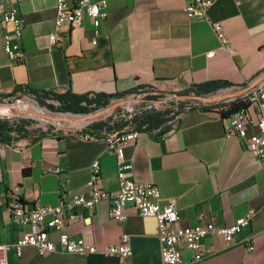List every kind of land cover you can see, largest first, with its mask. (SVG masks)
<instances>
[{
  "label": "crops",
  "instance_id": "1",
  "mask_svg": "<svg viewBox=\"0 0 264 264\" xmlns=\"http://www.w3.org/2000/svg\"><path fill=\"white\" fill-rule=\"evenodd\" d=\"M190 1L105 0L107 17L98 26L88 16L79 27L64 25L61 46L51 47L55 0H6L0 6V101L18 96L24 87L56 93L127 92L126 97L152 90L165 96L210 80L232 84L216 93L222 94L261 75L264 0H214L205 19L193 20L183 10ZM11 5L23 21L24 55L16 63L2 49L3 33L11 29L3 24L2 13ZM210 51L214 54L207 57ZM232 99L207 106L189 103L164 133L141 130L123 149L124 160L132 164V180L156 184L162 198L175 200V227L206 222L221 227L253 212L232 244L215 234L203 238L200 261L191 262L192 252L180 245L183 264H264V162L243 140L224 136L227 114L222 112ZM95 159L101 188L116 191L117 159L101 135L86 138L82 130L62 131L0 143V245L9 246L7 264H162L155 218L127 206L126 220H111L107 199L92 211L77 208L73 221L61 230L49 229L48 235L57 245L64 235L101 248L128 234L129 258L60 250L39 256L32 246H23L17 256L13 244L32 227L9 220L8 202L18 198L26 207L54 205L62 182H67L69 195L89 197L86 182Z\"/></svg>",
  "mask_w": 264,
  "mask_h": 264
},
{
  "label": "built area",
  "instance_id": "2",
  "mask_svg": "<svg viewBox=\"0 0 264 264\" xmlns=\"http://www.w3.org/2000/svg\"><path fill=\"white\" fill-rule=\"evenodd\" d=\"M6 0H0V6ZM214 0H191L183 10L188 19H205L207 10ZM105 0H55L54 19L52 31L50 32L49 44L51 47L61 46L62 28L64 25L70 28L82 25L85 16H88L94 26H98L101 19L107 17L104 11ZM2 22L5 26L10 25L11 29L6 30L2 37V49L11 63L23 59L21 44L23 21L20 18L17 8L11 5L2 13ZM214 31L220 35V26L212 24ZM96 40L92 41L95 44ZM214 52L206 53L207 57L213 56ZM140 92L135 95H157L158 92ZM176 98V94H172ZM246 103L237 110L227 114L224 125V136L226 138H237L243 140L247 149L253 153L261 162H264V81L257 84L247 93L239 97ZM232 99L229 102H232ZM228 102V103H229ZM190 104L185 102L174 108L171 112L172 123H176L183 110L189 109ZM124 107V106H123ZM159 108L150 104L146 109ZM136 113V112H135ZM134 114V113H133ZM133 114L125 115L114 111L110 114L111 123L121 117H130ZM248 130H251L248 133ZM139 130L129 126L112 128L103 131L102 137L106 149L115 154L117 159L118 187L114 192H107L101 188L100 163L93 160L89 168V178L86 186L90 196L69 195L67 182H62L58 187L59 198L54 205H32L26 207L18 198L11 199L7 204V213L11 222L19 225H30L32 230L23 233L13 244L17 256L21 255L23 246H32L39 256L54 253L58 250L67 253L87 256L93 253H101L106 256H118L129 258L132 249L129 243L128 234H123L118 244H110L98 248L87 244L82 238H67L62 235L57 245L49 235V229L61 230L65 223L73 221L77 217V208H86L92 211L101 200L110 201L108 216L111 220L123 222L127 219L125 209L131 206L140 216L154 217L157 223L156 237L159 240L160 256L162 264H183L180 245L192 252L191 262L203 259L201 240L209 234H215L223 238L225 243L232 244L234 236L249 224L253 215L252 211L246 212L233 224L216 227L210 222L195 224L193 226L175 227L179 221L178 207L173 198H162L160 189L153 183H139L130 178L132 164L124 160V147L134 142ZM86 138L96 137L84 134ZM8 245H0V264L6 263V252ZM254 249L253 244H248V250Z\"/></svg>",
  "mask_w": 264,
  "mask_h": 264
},
{
  "label": "trees",
  "instance_id": "3",
  "mask_svg": "<svg viewBox=\"0 0 264 264\" xmlns=\"http://www.w3.org/2000/svg\"><path fill=\"white\" fill-rule=\"evenodd\" d=\"M232 84L222 80H210L203 83L195 84L189 89L176 93V95L194 94L197 96L210 95L218 90L231 87ZM151 92V91H142ZM139 93V92H138ZM137 93V94H138ZM127 92H92V93H73L70 91L63 93H56L51 91L33 90L27 87L19 90V95L32 96L40 105L47 107L51 112L71 113V114H88L99 109H102L110 104L112 100L124 98L128 95ZM18 95V96H19ZM158 95L148 94L147 99H157ZM55 101L58 105L52 103ZM246 106V103L236 98L227 104L225 112L229 114L234 110ZM171 108H151L140 112H136L130 117H121L117 121L111 123V117L89 124L84 130L83 134H90L94 136L102 135L103 131L111 130L112 128H121L129 126L136 130H152L158 129L159 134L167 130L168 122L171 119ZM33 120L27 118H20L18 120L10 121L8 119H0V143H13L21 138H28L36 140L46 134L62 133V131H46L34 134L28 130Z\"/></svg>",
  "mask_w": 264,
  "mask_h": 264
},
{
  "label": "rangeland",
  "instance_id": "4",
  "mask_svg": "<svg viewBox=\"0 0 264 264\" xmlns=\"http://www.w3.org/2000/svg\"><path fill=\"white\" fill-rule=\"evenodd\" d=\"M216 93L217 92L210 94V95H201V96L209 97V96L215 95ZM157 95L159 96V98L157 99H147V96H148L147 94L144 96L135 95V96H128V97L121 98V99H137V102L127 103L123 105L124 107L118 106L114 111L119 112V114H125L127 116L129 114H133L135 112H140V111L145 110V107L149 106L150 104H155V106L159 108H171L172 110H174V108L176 107H178L179 109V106L181 104H184L185 102L187 103L197 102L198 103V101L179 100V99H176L174 96H170L169 94L165 96L163 94H157ZM236 98L238 97H235L233 99H236ZM118 100L120 99L112 100L110 104L113 102H117ZM52 103H54L55 105H58V103L55 101H52ZM28 108H31L32 110H34L35 112L37 111L38 113H45V114L53 113V114H58V116H70V115H67V113L51 112L47 107L40 105L32 96L19 95L9 100L0 101V119H8L11 122L14 120H18L20 118L31 119L33 121L31 122L30 126H28V130L33 132L35 135L39 134L40 132H46V131H51V130L53 132L57 131L56 124L51 119L42 118L39 115L30 113V112L18 113L19 111L27 110ZM109 116H106L103 119L108 118ZM83 121H85L84 118H82L81 120L70 119L67 122H65V124L72 125V124L83 122ZM89 124L84 125V127L82 126L83 127L82 130H84Z\"/></svg>",
  "mask_w": 264,
  "mask_h": 264
},
{
  "label": "water",
  "instance_id": "5",
  "mask_svg": "<svg viewBox=\"0 0 264 264\" xmlns=\"http://www.w3.org/2000/svg\"><path fill=\"white\" fill-rule=\"evenodd\" d=\"M263 80H264V72L261 75H259L258 77H256L253 81H251L246 86L239 88V89H236V90L224 92L222 94H215V95L209 96V97L197 96V95H193V94L176 95V99L188 100V101H198L201 104L207 106V105L214 104L216 102H219L221 100H225L228 98L239 97V96L247 93L250 89H252L254 86L259 84ZM135 102H137V99H120L117 102H113V103L109 104L108 106H106L102 109H99V110L94 111L92 113L83 114V115L67 113V115H70V116H58V114H53V113H51V114L38 113V112L35 113L32 110H22V111H19L18 113L30 112L33 114H37L40 117L43 116L42 118H48V119H51L52 121L57 120V121H60L63 123L67 122L70 119L81 120L82 118H84L85 120H88L84 124V125H87L91 122L103 120L104 117L112 114L118 106H123L127 103H135ZM75 115H77V116H75ZM84 125H82V126L84 127ZM82 126L81 127H78V126L71 127V126H66L64 124L63 125H60V124L57 125L56 124V130L63 131V132L81 131L83 128Z\"/></svg>",
  "mask_w": 264,
  "mask_h": 264
},
{
  "label": "bare ground",
  "instance_id": "6",
  "mask_svg": "<svg viewBox=\"0 0 264 264\" xmlns=\"http://www.w3.org/2000/svg\"><path fill=\"white\" fill-rule=\"evenodd\" d=\"M27 110H32L31 108H28ZM33 112H35L34 110H32ZM37 112V111H36ZM35 112V113H36ZM43 117V116H42ZM88 120H85V121H83L82 123L81 122H78V123H75V124H70V125H66L65 123H63V122H60V121H57V120H54V123L55 124H57V125H66V126H71V127H73V126H78V127H81L82 125H84L85 124V122H87Z\"/></svg>",
  "mask_w": 264,
  "mask_h": 264
}]
</instances>
